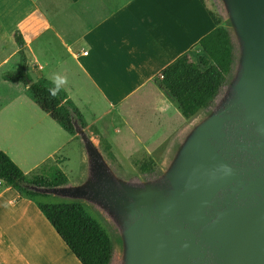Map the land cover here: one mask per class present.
<instances>
[{
	"label": "crops",
	"instance_id": "0c3cea01",
	"mask_svg": "<svg viewBox=\"0 0 264 264\" xmlns=\"http://www.w3.org/2000/svg\"><path fill=\"white\" fill-rule=\"evenodd\" d=\"M214 28L200 0H0V151L30 174L46 163L61 170L80 142L40 110L26 86L4 78L20 67L17 34L31 79L52 84L53 73L66 76L60 89L115 159L121 149L129 159L139 144L142 158L164 165L187 122L156 80ZM74 91L88 93L89 108ZM119 121L125 133L110 140ZM0 264H80L36 204L1 182Z\"/></svg>",
	"mask_w": 264,
	"mask_h": 264
},
{
	"label": "water",
	"instance_id": "95a60500",
	"mask_svg": "<svg viewBox=\"0 0 264 264\" xmlns=\"http://www.w3.org/2000/svg\"><path fill=\"white\" fill-rule=\"evenodd\" d=\"M219 1L236 47L232 71L159 175L117 176L72 116L83 179L23 185L103 212L118 232L119 264H264V0Z\"/></svg>",
	"mask_w": 264,
	"mask_h": 264
},
{
	"label": "trees",
	"instance_id": "16d2710c",
	"mask_svg": "<svg viewBox=\"0 0 264 264\" xmlns=\"http://www.w3.org/2000/svg\"><path fill=\"white\" fill-rule=\"evenodd\" d=\"M200 1L206 6L215 28L192 48L199 52L196 61H193L190 52L184 53L165 67L160 73V78L156 80L157 87L175 103L184 122L192 120L211 106L231 73L234 61V45L222 16L215 7L210 8L206 0ZM15 40L22 57L20 67L14 72L6 73L4 78L26 86L27 95L40 110L48 114L67 134L75 136L72 116L85 128L82 116L61 89L53 96L49 92L52 84L45 80L31 79L21 50L23 41L17 34ZM27 80L33 84L28 86ZM149 124L150 121L146 118V128ZM174 125H178V122ZM103 150L113 158L108 145H105ZM133 166L140 175H151L156 168L151 158L134 160ZM38 171L39 173H36ZM38 171L24 174L0 151V182L16 190L20 198H27L36 204L80 264H111L114 252L111 237L103 224L92 216L87 206L72 201L41 202L39 199L45 197L44 194L23 187L27 184L48 188L68 183L66 175L56 165L46 163Z\"/></svg>",
	"mask_w": 264,
	"mask_h": 264
},
{
	"label": "rangeland",
	"instance_id": "374dc122",
	"mask_svg": "<svg viewBox=\"0 0 264 264\" xmlns=\"http://www.w3.org/2000/svg\"><path fill=\"white\" fill-rule=\"evenodd\" d=\"M206 2L210 8L215 7L217 9L219 14L223 18L224 25L226 27H228L227 22H226V17H225V14H224V11H223V8H222L220 1L219 0H206ZM10 41H11L10 38H7V44H9ZM198 54H199V52L196 49H193L192 51H190V56L193 59V61H196V57ZM235 57H236V47L234 44V59H235ZM87 94L88 93H79V91H74L72 93V96H73L74 100H76V102H78V104H82L84 106V108H89L91 105V102L89 101V98L86 97ZM93 103L96 107L100 106V101L96 97L94 98ZM174 105H175V103H174ZM73 106L76 108V106L74 104H73ZM88 113H90V112H88ZM204 114H205V112L203 111V112L199 113L195 118L188 121L187 127H189L191 123L198 121V119H200ZM192 121H194V122H192ZM124 127H126V126L124 125L123 122H120V121L115 122L114 127L111 128V131L109 133L110 140L119 139L120 136H122L125 133ZM114 128L119 129L121 134H119V135L115 134L113 131ZM84 129L86 131V134L90 138H92L94 140V142L98 145V147H99L100 151L102 152L106 162L109 164V166L112 168V170L119 177H122V178L130 180V181H138V180H143L146 178L155 177V176L159 175L161 173V171L165 168L164 165H158L155 168V171L153 174L145 175V176L140 175L133 166V161L135 159L136 160L143 159L142 158V156H143L142 151L143 150L141 149V146L139 144H134L136 147H134L133 151H131V152H133V154H135V155H133V156L131 155V157H129V159H128V157L126 158L127 151H125L124 149H121V148H120L121 151H117L118 153L116 152L118 159H115L114 156H113V158H110L107 155V153L104 152V150H103L104 146L107 145L106 140L103 138L95 137V135L92 134L91 131H89L90 129L89 130H87L86 128H84ZM68 154H69L68 161H67L66 165L62 166L61 170L63 171V173L66 175V177L68 179L67 184L68 185H75L83 179L84 174H85V154H84V150H83V147L81 145V142H79L77 147L74 145L71 146L68 149ZM49 165H54V164L49 163ZM36 173H39V171ZM44 196L45 197H42L39 199L41 202L60 203V202H67L68 201V200L61 199L59 197L52 196V195H44ZM85 206H87L89 208V210L92 212V214H93L92 216L95 219H97L101 224H103V226L107 229V231L111 237V240L113 243V248H114L113 258H112L111 264H119L120 263V245H119V239H118V232H117L116 228L114 227L112 222L109 220V218L103 212H101L99 209H97L96 207H94L92 205H88V204Z\"/></svg>",
	"mask_w": 264,
	"mask_h": 264
},
{
	"label": "clouds",
	"instance_id": "9594fccd",
	"mask_svg": "<svg viewBox=\"0 0 264 264\" xmlns=\"http://www.w3.org/2000/svg\"><path fill=\"white\" fill-rule=\"evenodd\" d=\"M51 80L53 87L49 89V92L54 96L60 90L61 86L67 83V77L53 73Z\"/></svg>",
	"mask_w": 264,
	"mask_h": 264
}]
</instances>
